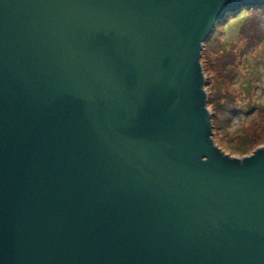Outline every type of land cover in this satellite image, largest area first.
I'll return each mask as SVG.
<instances>
[{"label":"water","instance_id":"95a60500","mask_svg":"<svg viewBox=\"0 0 264 264\" xmlns=\"http://www.w3.org/2000/svg\"><path fill=\"white\" fill-rule=\"evenodd\" d=\"M264 0H0V264H264V148L214 142L201 63Z\"/></svg>","mask_w":264,"mask_h":264},{"label":"rangeland","instance_id":"374dc122","mask_svg":"<svg viewBox=\"0 0 264 264\" xmlns=\"http://www.w3.org/2000/svg\"><path fill=\"white\" fill-rule=\"evenodd\" d=\"M246 19L251 28L245 27L243 33L240 29ZM257 20L250 14L231 19L221 37L223 49L218 41L212 44L207 40L202 50L205 88L213 103L208 108L221 114L220 128L212 116L213 139L226 155L237 158L264 148V42L248 46L254 40H264ZM228 68L235 72L232 81ZM230 108L239 112L229 125L230 116L225 112Z\"/></svg>","mask_w":264,"mask_h":264},{"label":"trees","instance_id":"16d2710c","mask_svg":"<svg viewBox=\"0 0 264 264\" xmlns=\"http://www.w3.org/2000/svg\"><path fill=\"white\" fill-rule=\"evenodd\" d=\"M247 14L256 15V18L258 17V20H257L258 24L257 25H258V28L262 31V33L264 35V7H261V8H247V9H244V10L238 12V13H235L232 16H227L223 21L218 23L216 25L212 35L208 39V42H211L213 44L214 42L218 41L219 46L223 49L224 43L221 41V37H222V34L224 33V29L226 27V24L228 22H230V20L233 19V18L236 19V18L241 17V16H245V18H246ZM248 21L249 20L246 19V22L244 23V26L241 27V29H240V30H242L241 32H243V33L245 32V27H250L251 28V25L247 26ZM261 42H264V40L259 39V40H257V42H255V40H254V41L250 42V44L248 46L249 47H253V46H255V45H257V44H259ZM228 72H229L228 73L229 80L232 81L235 78L234 77L235 72H234L233 69H229V68H228ZM208 104L209 105H213V103L211 102L210 98L208 100ZM238 112H239L238 109H232V108L229 109V112L228 111L225 112V114L230 116V120H228L229 125L231 124V122H233V120H234L233 117H236L238 115ZM220 115L221 114H218L216 111L215 112L213 111V113H212V116H213L214 120H216L215 122L217 123L219 128H220V123L218 122V119L221 117ZM247 143L248 142L245 141V145H247Z\"/></svg>","mask_w":264,"mask_h":264},{"label":"bare ground","instance_id":"6f19581e","mask_svg":"<svg viewBox=\"0 0 264 264\" xmlns=\"http://www.w3.org/2000/svg\"><path fill=\"white\" fill-rule=\"evenodd\" d=\"M230 16V15H229ZM212 35V34H211ZM210 35V36H211ZM210 38V37H209ZM207 97H208V95H207ZM208 100H209V98L207 99V107H208ZM209 109V108H208ZM210 111V110H209ZM211 113V112H210ZM211 117H212V113H211Z\"/></svg>","mask_w":264,"mask_h":264}]
</instances>
